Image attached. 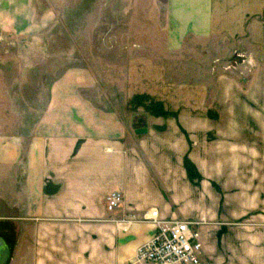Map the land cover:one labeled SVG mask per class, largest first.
<instances>
[{"label":"crops","instance_id":"obj_1","mask_svg":"<svg viewBox=\"0 0 264 264\" xmlns=\"http://www.w3.org/2000/svg\"><path fill=\"white\" fill-rule=\"evenodd\" d=\"M167 2V50L209 40V67L173 83L133 58L124 96L103 105L76 66L42 90L34 47L20 43L37 28L32 0H0L6 264H148L136 250L152 208L200 222L206 264H264V0ZM113 190L123 202L109 211Z\"/></svg>","mask_w":264,"mask_h":264},{"label":"rangeland","instance_id":"obj_2","mask_svg":"<svg viewBox=\"0 0 264 264\" xmlns=\"http://www.w3.org/2000/svg\"><path fill=\"white\" fill-rule=\"evenodd\" d=\"M32 4L37 28L20 43L34 47L27 56L39 63L34 77L42 78V90L43 78L49 87L76 66L92 82L81 91L107 105L113 94L121 91L124 96L126 68L133 58L162 64L166 79L173 83L198 80L200 70L209 67L208 44L213 43L209 40L188 38L180 49L167 50L171 25L167 0H32ZM6 44L18 42L9 38Z\"/></svg>","mask_w":264,"mask_h":264},{"label":"built area","instance_id":"obj_3","mask_svg":"<svg viewBox=\"0 0 264 264\" xmlns=\"http://www.w3.org/2000/svg\"><path fill=\"white\" fill-rule=\"evenodd\" d=\"M3 38L0 37V41ZM237 55V54H236ZM235 61V60H233ZM227 65L226 67H230ZM123 202L119 190L111 191L106 197V209L116 210ZM149 220L155 229L152 236L138 246L136 260L148 264H206L200 258L201 242L196 228L200 222L190 220L164 221L152 208Z\"/></svg>","mask_w":264,"mask_h":264},{"label":"water","instance_id":"obj_4","mask_svg":"<svg viewBox=\"0 0 264 264\" xmlns=\"http://www.w3.org/2000/svg\"><path fill=\"white\" fill-rule=\"evenodd\" d=\"M145 128L138 129V133H144ZM9 256V249L4 239L0 237V264H6Z\"/></svg>","mask_w":264,"mask_h":264}]
</instances>
